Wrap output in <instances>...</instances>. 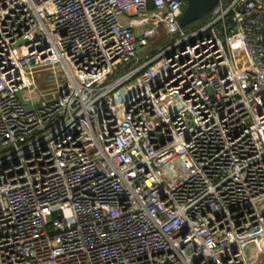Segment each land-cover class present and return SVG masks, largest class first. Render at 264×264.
I'll return each mask as SVG.
<instances>
[{
    "label": "built area",
    "instance_id": "built-area-1",
    "mask_svg": "<svg viewBox=\"0 0 264 264\" xmlns=\"http://www.w3.org/2000/svg\"><path fill=\"white\" fill-rule=\"evenodd\" d=\"M185 6L0 0V264H264V0Z\"/></svg>",
    "mask_w": 264,
    "mask_h": 264
},
{
    "label": "water",
    "instance_id": "water-1",
    "mask_svg": "<svg viewBox=\"0 0 264 264\" xmlns=\"http://www.w3.org/2000/svg\"><path fill=\"white\" fill-rule=\"evenodd\" d=\"M186 6L179 18V23L181 26L185 27L193 22L199 20L201 17L210 13L215 6L218 4L219 0H185ZM150 7H153L150 4ZM262 40L264 42V22L262 27ZM27 110H31V105L25 106Z\"/></svg>",
    "mask_w": 264,
    "mask_h": 264
},
{
    "label": "rangeland",
    "instance_id": "rangeland-1",
    "mask_svg": "<svg viewBox=\"0 0 264 264\" xmlns=\"http://www.w3.org/2000/svg\"><path fill=\"white\" fill-rule=\"evenodd\" d=\"M161 39L162 38L158 39L156 43L161 42ZM57 74H60L59 76H61V70L60 69H56V73L53 72V70H45L43 72H40L38 77H37V81H38L39 86L41 88H48V87L52 86L53 82L56 79Z\"/></svg>",
    "mask_w": 264,
    "mask_h": 264
},
{
    "label": "trees",
    "instance_id": "trees-1",
    "mask_svg": "<svg viewBox=\"0 0 264 264\" xmlns=\"http://www.w3.org/2000/svg\"><path fill=\"white\" fill-rule=\"evenodd\" d=\"M209 16V13L203 17H201L199 20L193 22L188 27H198L202 24H204L207 21V18ZM165 41H161L159 43L153 44V46H150L147 50H145L143 53H141V60H145L146 55H155L159 51V47L164 43Z\"/></svg>",
    "mask_w": 264,
    "mask_h": 264
}]
</instances>
